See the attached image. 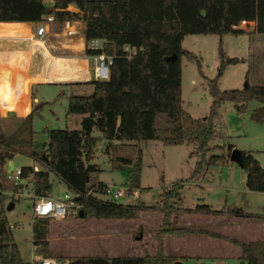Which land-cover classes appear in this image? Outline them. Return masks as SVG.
Returning <instances> with one entry per match:
<instances>
[{
    "label": "trees",
    "instance_id": "obj_1",
    "mask_svg": "<svg viewBox=\"0 0 264 264\" xmlns=\"http://www.w3.org/2000/svg\"><path fill=\"white\" fill-rule=\"evenodd\" d=\"M143 1L55 0L56 11L53 13L57 23L81 22L86 41L101 39L105 42L103 52L113 58L109 79L85 82L93 88L91 95L69 97L67 114L81 117L79 128L72 131L50 130L41 149L33 143L32 120L45 103H33L30 113L20 119L12 132L0 134V192L16 188L7 179V166L15 156L24 155L38 166L37 170L33 166L21 167V178H30L33 194L48 197L52 192L50 175L53 174L75 195L74 201L82 211L83 219L138 220L143 212L161 213V224L153 237L156 243L153 255L142 246L139 257L81 256L69 259L68 264H170L172 260L165 255L162 241L166 235H204L225 241L240 251V259L246 264H264V241L246 243L206 230L173 226L171 217L177 211L175 203L181 201L182 183L164 189L152 207L141 201L136 205H123L88 196L94 186L102 184L96 180L102 170L91 163L100 140L92 135L93 131H98L106 141V153L126 145L124 143L140 141H159L165 147L195 145L196 149L190 157H198V161L189 178L191 180L223 160L222 156L211 154L214 150H223L222 147H209V143L216 138L214 119L222 104L231 103L238 114H244L248 103L258 102L262 107L253 111L250 118L257 123L264 119V87L247 84L241 90L221 91L218 88V78L227 66L238 64V58L226 57L219 44L217 75L214 79H206L201 60L182 48L187 35H215L221 38L228 34H246L243 30L232 29L242 21L254 22L253 33L264 35V0H160L164 10L161 16L163 22L155 29H151L150 22L138 14V5H142ZM70 5L77 12L68 11ZM47 14L49 10L42 5V0H0V23H37ZM125 45L137 50L129 59L122 50ZM101 52L85 50L88 56ZM182 57L194 62L200 77L206 79L211 105L204 119H194L182 108ZM160 122H163L161 127L158 126ZM233 150L234 146L227 147L228 157ZM110 162L114 170L130 167L129 187L140 189L141 152L135 161L119 157L110 158ZM240 168L246 174L247 190L264 193V169L251 152H241ZM12 202L17 203L18 200ZM183 211L201 215L223 213V210H212L207 205ZM224 213L244 219L263 217L241 209ZM76 217L79 218L78 214ZM49 225L50 220L43 218L34 219L31 225L32 244L39 248L43 257L50 256L47 241ZM0 264H31L22 259L1 203Z\"/></svg>",
    "mask_w": 264,
    "mask_h": 264
},
{
    "label": "rangeland",
    "instance_id": "obj_2",
    "mask_svg": "<svg viewBox=\"0 0 264 264\" xmlns=\"http://www.w3.org/2000/svg\"><path fill=\"white\" fill-rule=\"evenodd\" d=\"M160 4V0H144L142 5H138L139 16L150 22L151 29L157 28L163 22L161 16L164 10ZM76 23L77 34L80 35L83 32V24L77 21ZM18 26L1 24L0 35H3L6 30L13 32ZM52 31L60 33L62 30L60 26L54 25ZM260 36L259 40L254 41L249 34L227 35L221 38L215 35H187L182 42V48L201 60L202 73L206 79H214L217 75L219 44L226 57L240 60L236 65L227 66L222 76L218 78V88L221 91L241 90L247 84L264 87V35ZM52 38L62 41L67 39L63 35L52 36ZM73 41L76 40L73 39ZM3 75L4 73L0 75V134L12 132L20 122L17 117H8V115L27 112L30 85L46 81L40 78H22L16 81L17 86H15L14 80L5 81L1 78ZM206 79L200 77L194 62L188 61L185 57L181 58L182 108L194 119H204L209 112L211 98L207 91ZM92 91V86L85 84L71 87L55 85L34 87L36 98L41 103H45L32 120L34 145L41 149L47 142V133L50 130H77L81 117L67 114V101L71 95H91ZM19 101H21V111L18 110ZM261 107L262 105L258 102H250L246 105V112L238 114L231 103H224L220 106L214 119L216 138L209 143V147H222L223 150L217 149L211 154L222 156L223 160L217 166L210 167L205 173L191 180L189 178L198 161V157H190L196 149L195 145L165 147L159 141H140L124 143L126 145L122 144L119 148H113L106 153L105 143L103 144L101 139L96 145L92 161V164H97L102 170L96 180L99 179L106 184L129 186L130 167L114 170L110 158L125 157L135 161L141 152L143 161L139 182L142 187L139 194L140 201L146 206H154L164 189L175 183H182L181 201L175 203L177 211L173 214H179L183 209L193 210L198 205H207L213 210H223L224 213V210L237 209V206L233 204V200L237 199L248 204V214L262 215L264 195L242 196L239 193L235 195L232 191H227L231 188H246V174L237 164L230 161L227 156L228 146H234V150L240 152H251L254 159L264 169V119L263 122L257 123L250 118L253 111ZM158 126H163V122H160ZM93 136L101 135L98 131H94ZM114 144L119 145L120 143L115 142ZM14 163L16 166L28 165L30 159L24 155H17ZM50 180L54 197L64 194L74 197L73 193L55 175H50ZM8 198L5 196L1 201L4 216L22 259L30 262L37 254L32 244L31 223L34 221L32 200L29 197H22L15 203L13 210L6 211L5 204ZM151 213L161 215L157 211ZM76 216L70 215L62 220L50 221L47 241L56 255L64 254V257H61L63 259L107 255L110 257H139L142 255V246L150 253L156 251L153 237L158 227L150 217L147 221L143 220V225L147 229L146 234H143L142 229L133 234L129 232L133 225L128 221H96L80 219ZM212 227L216 232L220 229L226 231L227 234H245L244 226L231 225L227 228L220 224L216 228L214 221ZM139 233L142 236L141 242L133 239L139 236ZM205 262L210 264L208 261Z\"/></svg>",
    "mask_w": 264,
    "mask_h": 264
},
{
    "label": "crops",
    "instance_id": "obj_3",
    "mask_svg": "<svg viewBox=\"0 0 264 264\" xmlns=\"http://www.w3.org/2000/svg\"><path fill=\"white\" fill-rule=\"evenodd\" d=\"M70 9L73 12H77V10L73 6H71ZM1 24L19 25L18 28L15 29L13 32L12 31L8 32V30H6L3 35H0V75L4 73V75L1 78H4L5 81L14 80L15 86H17L16 81H19L22 78L46 79L45 82L32 83L30 85L29 99H28L29 105L27 112L25 114H21L20 112L13 114L8 113L10 114L8 115V117L13 116V117H17L18 119H23L30 113L32 104L40 102L34 94V87L36 86L55 85L60 87H71L73 85H80L90 80H94L93 72H92L94 68V61L91 56L85 54V38L83 32L80 35L77 34L75 36L68 37L65 35L60 24L55 22L54 24L51 25L50 33L45 37L44 43H41L35 37L36 23L9 22V23H0V25ZM54 25L60 26L62 31H60V33H53L52 27ZM254 26H255L254 22H251L249 29L246 31L247 32L246 34L251 35L252 39H254V41H257L260 39L261 36L256 33H252V31L254 30ZM60 35H63L67 39H64V41H62L57 38H52V36L59 37ZM228 35H232V34H228ZM73 39H75L76 41H73ZM18 110L21 111V101H19L18 103ZM94 137L100 138L103 144L106 142L104 139L101 138V136H94ZM98 143L99 141L97 142V144ZM15 158L16 156L12 161L8 163L7 173L9 172L10 164L13 165L12 170L14 168L21 169V167H30V166H33L35 170L38 169V166L34 164L30 158H29L30 164L28 165L20 164L16 166L14 163ZM93 160L94 159H92V161ZM97 182L106 184L100 181L99 179L97 180ZM24 184L28 188H32L30 178L27 179V181ZM141 187L142 185L140 183V189L138 190H141ZM227 191L228 192L232 191V193H234L235 195L239 193L242 196L259 195V194L264 195V193L248 191L247 188L245 189L231 188ZM49 196L51 198L57 199L62 195L58 197H54L51 192ZM4 197L5 196H3L2 198ZM12 201L13 200L8 198V201L5 204L6 207L12 203L14 208L15 203H13ZM139 201H140V194H139L138 202ZM233 202H234L233 204L237 206L236 207L237 209H241L245 213H248V209H247L248 204L244 203L243 200L240 201L234 199ZM228 210L230 211L231 209ZM261 210L263 211L262 212L263 217L261 219L236 218V217L227 216L225 213L219 215H201V214L186 213L184 211H181L179 214H173L172 223L176 227L188 228L190 230L203 229L206 231H212L215 234H219L226 237H232L241 242H246V243L254 242V241H264V206L262 207ZM216 211H220V210H216ZM149 217L150 219H152L157 223V227L159 228L162 217L160 214L156 215L151 212L141 213L138 220H96V221H111V222L128 221L133 225V228L129 231L130 233L135 234V232L137 233L140 229H142L143 234H146L147 229H145L144 227L145 225H143V220L147 221L149 220L148 219ZM205 221H207V223ZM214 221L216 228H218L220 224L225 225V227L227 228H229L231 225H236L239 227L244 226L245 234L243 233L227 234L226 231H222L220 229H218L219 230L218 232L213 231L214 229H212L213 228L212 224ZM133 239L135 241H138L136 240V237H133ZM140 240L139 242H141ZM162 241H163L165 255L172 260L170 264H173L175 262H180L182 264H207V262L205 261H208L210 264H246L245 261H242L240 259V251L235 246L225 241L209 238L204 235H185V236L166 235L162 238ZM48 245H49L48 249L50 253L49 257H56V258L64 257V254L58 253L56 255V253L52 251L49 242ZM148 253L153 255L155 252L150 253L148 251ZM95 257H100V256H95ZM104 257H110V256L107 255ZM64 260H68V259H64Z\"/></svg>",
    "mask_w": 264,
    "mask_h": 264
},
{
    "label": "built area",
    "instance_id": "obj_4",
    "mask_svg": "<svg viewBox=\"0 0 264 264\" xmlns=\"http://www.w3.org/2000/svg\"><path fill=\"white\" fill-rule=\"evenodd\" d=\"M42 5L49 10V14L45 15L41 21L35 24V37L36 39L44 43L45 37L50 33L51 25L54 24V11L55 0H42ZM71 5L67 10L71 11ZM251 22L242 21L238 26L232 27L233 30L247 31ZM65 35L72 37L77 35V23L76 21H64L60 24ZM104 41L101 39L85 40V50L90 51H102L99 54L91 56L94 61L93 78L96 81H107L109 79V69L112 65L113 58L107 56L104 52ZM123 52L129 59L136 53V48L125 45ZM7 179L12 181L16 188L0 192V203L3 196H8L11 200H19L22 197H29L32 200V217L34 219H49V220H62L70 215H77L79 206L74 201V197L64 194L61 197L54 199L48 197H36L33 194L32 188L25 186L27 179L21 178V169L14 168L12 172H8ZM88 196L108 202L119 203L123 205H136L139 200V190L132 189L126 185L118 184H101L96 185L88 193ZM38 247L33 246L35 253L38 252ZM68 260H64L56 257H43L38 254L30 261L31 264H68Z\"/></svg>",
    "mask_w": 264,
    "mask_h": 264
},
{
    "label": "water",
    "instance_id": "obj_5",
    "mask_svg": "<svg viewBox=\"0 0 264 264\" xmlns=\"http://www.w3.org/2000/svg\"><path fill=\"white\" fill-rule=\"evenodd\" d=\"M200 14H201L202 16L205 15V13H204L203 11H201ZM229 159H230L231 162L237 164L239 167L241 166V152H240V151L233 150V151L231 152V154H230ZM12 168H13V165L10 164L9 172L12 171ZM12 208H13V204L11 203V204H9V205L6 207V211H10V210H12ZM78 216H79V218H83V213H82V211H79ZM141 238H142V236H141V234H139V236L136 237V240L139 241ZM173 264H182V263H180V262H175V263H173Z\"/></svg>",
    "mask_w": 264,
    "mask_h": 264
}]
</instances>
